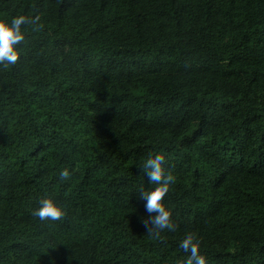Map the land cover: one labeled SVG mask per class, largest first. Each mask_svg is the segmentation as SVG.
<instances>
[{"label":"trees","instance_id":"16d2710c","mask_svg":"<svg viewBox=\"0 0 264 264\" xmlns=\"http://www.w3.org/2000/svg\"><path fill=\"white\" fill-rule=\"evenodd\" d=\"M19 15L39 19L0 66V264H183L188 235L207 264H264V0H0ZM45 197L62 218L33 215Z\"/></svg>","mask_w":264,"mask_h":264},{"label":"clouds","instance_id":"9594fccd","mask_svg":"<svg viewBox=\"0 0 264 264\" xmlns=\"http://www.w3.org/2000/svg\"><path fill=\"white\" fill-rule=\"evenodd\" d=\"M39 17L29 20L23 15L12 17L10 20H0V66L14 65L19 57L18 45L24 40L22 25H35ZM165 158L156 154L149 156L142 162L141 168L147 176L149 183L155 187L151 191H139L140 198L145 201L144 208L149 215L142 220L147 228V233L159 236L164 230L175 231V224L170 220V212L162 203L169 186L174 184L175 177L167 172L164 167ZM70 171L64 168L59 171L60 180H68ZM33 215L40 220L56 221L64 215L63 209L52 198H42L40 206L33 211ZM148 225H151L148 227ZM179 247L188 253L183 264H207V258L198 250V244L191 235L185 236Z\"/></svg>","mask_w":264,"mask_h":264}]
</instances>
